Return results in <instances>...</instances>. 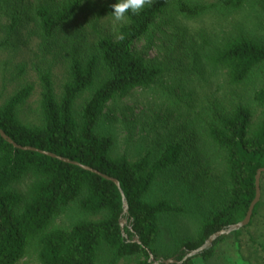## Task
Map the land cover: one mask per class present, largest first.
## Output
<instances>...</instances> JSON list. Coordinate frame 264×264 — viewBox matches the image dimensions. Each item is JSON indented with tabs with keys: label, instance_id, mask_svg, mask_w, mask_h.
I'll return each instance as SVG.
<instances>
[{
	"label": "trees",
	"instance_id": "trees-1",
	"mask_svg": "<svg viewBox=\"0 0 264 264\" xmlns=\"http://www.w3.org/2000/svg\"><path fill=\"white\" fill-rule=\"evenodd\" d=\"M85 1L68 0L56 10L38 6L36 15L45 36H52ZM245 1L177 0V8L187 16H197L209 7L237 8ZM256 2L264 20V0ZM162 11L163 3L153 0L140 14L129 13L115 37L99 36L92 50L83 54L72 49L68 76L59 94L49 70L41 72L38 122L24 121L19 113L31 93L30 84L20 86L0 102V128L15 142L89 165L119 182L118 188L97 172L37 150L17 148L0 135V264H16L28 252L39 264H116L125 258L134 264H188L190 258L183 259L187 251L245 216L255 195V173L264 166V38L235 33L205 55L210 66L224 69L232 87L249 78L259 81L251 95L259 110L253 118V109L238 100L210 114L203 129L204 144L213 150L215 160L219 159L223 185L214 190L219 193L208 209L205 206L193 236L178 243L172 255L176 261L159 259L156 245L162 218L186 214L190 208L197 209L199 202L192 208L181 195L148 194L169 170L193 178L190 182L173 181L170 187L189 191L196 199L210 193L203 192L207 181H198L210 174V156L199 152L191 161L185 142L168 140L158 150L147 149L129 157L115 152L111 131L98 128V119L110 100L134 88L149 87L163 74L158 58L145 57L133 47ZM119 33L125 36L122 41L117 39ZM84 93L87 96L77 110L75 100ZM259 187L263 192L264 170ZM120 190L127 204L125 213ZM261 202L254 204L250 220L242 227L250 224ZM70 206L83 216L66 226L55 225V218ZM120 218L126 223L121 225ZM225 236L219 235L193 256L207 259ZM149 252L158 263L149 258Z\"/></svg>",
	"mask_w": 264,
	"mask_h": 264
},
{
	"label": "rangeland",
	"instance_id": "rangeland-1",
	"mask_svg": "<svg viewBox=\"0 0 264 264\" xmlns=\"http://www.w3.org/2000/svg\"><path fill=\"white\" fill-rule=\"evenodd\" d=\"M66 1L0 0V102L20 86L30 84L31 93L19 108L24 121L38 122L40 119L41 72L49 70L54 90L59 94L68 76L70 51L75 48L83 54L92 50L99 36L115 37L121 24L114 22L111 15V5L116 0H87L52 36H45L36 15L37 7L43 5L56 10ZM159 1L163 3L162 13L133 47L145 57L158 58L164 72L151 86L134 88L110 100L98 119V128L111 131L115 137V152L129 157L147 149L158 150L168 140L185 142V151L192 155L191 161L199 152L210 156V174L198 178L199 183L207 181L203 192L210 193L196 199V195L187 193L189 191L170 187L173 181L190 182L193 178L169 170L165 177L158 178L148 194L149 197L181 195L192 208L199 202L197 209L190 208L186 214L162 218L156 249L159 259H167L173 258L178 243L193 236L204 217L205 206L208 209L211 199L219 193L214 190L219 191L223 185L224 173L219 159L215 160L213 150L204 144L203 129L210 114L215 109L229 108L238 100L253 109V118H257L259 110L251 98L259 81L249 78L232 87L224 69L210 66L205 55L235 33L264 38V20L256 0H246L237 8L209 7L197 16L179 11L177 0ZM188 1L211 3L216 0ZM86 96L84 93L76 98L75 109H80ZM260 199L262 202L250 224L240 227L237 234L226 233L207 259L186 257L190 258L188 264H264V189L260 191ZM81 216L83 214L78 213L75 206H70L54 223L66 226ZM16 264L39 263L36 256L28 252ZM116 264L134 262L125 258Z\"/></svg>",
	"mask_w": 264,
	"mask_h": 264
},
{
	"label": "water",
	"instance_id": "water-1",
	"mask_svg": "<svg viewBox=\"0 0 264 264\" xmlns=\"http://www.w3.org/2000/svg\"><path fill=\"white\" fill-rule=\"evenodd\" d=\"M0 135L3 138H5L8 142H10L13 146H15L17 148L37 150V151H40L42 153L51 155L53 157H57V158H59L61 160L77 164V165H79V166H81V167H83L85 169L97 172V173L101 174L103 177L111 179L119 188V182H118V180L115 177L108 176V175H106L104 173H101L100 171L96 170L95 168H93V167H91L89 165L81 164L78 161L70 160L67 157H64V156H61V155H57V154H55L53 152H50V151H47V150H42V149L36 148L34 146H31V145H21V144L15 142L11 137H9L1 128H0ZM262 170H264V166L258 168L256 173H255V195H254L253 199L251 200V202H250V204H249V206L247 208L245 216L241 220H239V221H237L235 223H231L228 226L223 227V228L213 232L212 234H210L200 246L187 251L185 253L183 259H185L186 257H189L191 255L199 253L201 250H203L207 246L211 245L213 240L216 237H218L219 235L226 234V233H229L231 231H234L235 229H238V228H240V227H242V226H244L245 224L248 223V221L250 220L251 214H252L253 206L258 201L259 196H260L259 177H260V173H261ZM121 196H122L123 213H125L126 210H127V204H126V201H125V198L123 196L122 191H121ZM124 222H125V218H120V224L122 225ZM134 240L139 242V239L137 237H135ZM149 258L153 259L155 263H158V260L154 259L153 255L150 252H149ZM163 261L164 262H170V261H176V260L174 258L169 257L167 259H163ZM178 262H180V261H178Z\"/></svg>",
	"mask_w": 264,
	"mask_h": 264
},
{
	"label": "clouds",
	"instance_id": "clouds-1",
	"mask_svg": "<svg viewBox=\"0 0 264 264\" xmlns=\"http://www.w3.org/2000/svg\"><path fill=\"white\" fill-rule=\"evenodd\" d=\"M153 3V0H116L111 5V15L116 23H126L128 14L138 15L146 6ZM125 38L123 33H119L117 39L122 41Z\"/></svg>",
	"mask_w": 264,
	"mask_h": 264
}]
</instances>
